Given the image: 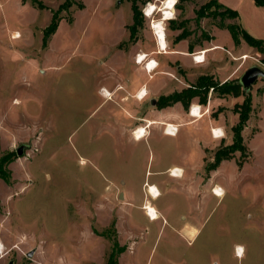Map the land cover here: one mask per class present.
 <instances>
[{"label":"rangeland","instance_id":"1","mask_svg":"<svg viewBox=\"0 0 264 264\" xmlns=\"http://www.w3.org/2000/svg\"><path fill=\"white\" fill-rule=\"evenodd\" d=\"M166 1L139 4L143 26L131 40L129 0H84L83 9L60 12L44 48V29L65 0H0V158L10 161L9 178L0 179V264H107L113 251L121 254L119 264H264V79L249 92L246 154L237 152L214 170L208 167L215 153L233 142L239 101L211 89L206 104L193 100L202 106L199 123L183 127L178 137L154 132L134 141L116 128V114L108 110L112 96L98 93L105 79L129 74L125 62L151 51L163 55L169 78L184 88L196 84L177 69L182 57H170L182 33L172 22H187L184 40L194 45L187 55L193 60L206 51L196 47L209 41L219 20L195 22V12L210 0H175L164 23V54L152 25L164 17ZM149 4L157 8L152 17L145 15ZM246 56L234 60L246 61L243 68H264L255 49ZM213 57L212 64H225ZM193 104L185 110L189 115ZM199 127L213 140L201 143L203 151ZM212 129L224 136L215 139ZM21 144L31 147L18 157ZM173 166L187 170L183 177L178 168L183 178L152 175ZM158 180L166 184L155 200L148 194L154 185L144 183ZM216 188L222 198L213 195ZM152 205L162 213L155 221L145 211ZM187 228L196 232L185 236Z\"/></svg>","mask_w":264,"mask_h":264},{"label":"crops","instance_id":"2","mask_svg":"<svg viewBox=\"0 0 264 264\" xmlns=\"http://www.w3.org/2000/svg\"><path fill=\"white\" fill-rule=\"evenodd\" d=\"M219 2L223 6L235 10L239 14L238 19L227 20V24L237 23L253 37L257 39H264V6H257L254 0H219ZM200 24L202 23L200 22ZM209 34L211 36L209 41L206 44L199 43V47H196L204 48V50L207 51L206 54L208 58H206L201 64L193 62V60L187 56L189 55L190 47L194 46L191 45L189 40H182L176 45V48L171 51L172 53L170 54V57H182L181 65H179L177 69L179 71H185L186 76L190 81H198L200 77L204 76H211L215 81H219L221 83L236 79L239 80L247 68H243L246 61L243 64H238L237 60L241 59L242 56L247 55L249 50L253 48L249 47L244 41H242L239 46H236L230 32L227 29L219 28L216 23L211 25V31ZM220 35L225 37L226 40L219 42L218 37ZM204 44L206 46H204ZM159 47L160 50L163 51L160 45ZM196 48L194 50H196ZM222 51L229 53L231 58L225 56ZM146 54L147 60H154L158 63V67L154 75H152L154 71L151 73L147 72L146 68L143 66L144 63L139 64L133 60H129V62H125V64H127L130 68L129 74L118 75L113 79H105L102 82L98 93L101 95V97H103L101 94V89H105L111 93L112 98L108 101H112L113 104L108 110L109 113L111 112L116 114V128L118 130L126 131L134 141L139 140H135L133 132L142 127H145L147 131V136L143 139H147L149 134L152 136L154 132L168 137H178L183 127L194 126L199 123L200 120H191L193 117L187 114L181 103H177L173 106L163 109H158L157 103L161 97H167L174 93L181 92L194 84H190L184 88L183 85L185 84L181 80L175 82L167 76V72L170 71V68L165 66L162 54L158 55L157 52L153 51ZM212 56L215 58L223 57L225 64H212ZM141 90H145L147 92V95L143 99H139L137 97ZM239 98L241 97L234 98L235 100L239 101L236 102L235 105L242 103L240 102ZM153 102H156L155 105ZM193 103L194 102H192V104ZM103 104H105V101L98 108H100ZM194 105L197 104L194 103L193 106ZM119 112H123L124 114H128L130 116L123 118L119 116ZM168 124L179 126V131L176 136H169L165 134V127ZM211 128H214L213 124ZM197 131L199 132V135L204 133L202 135L205 136V138L202 139L203 141L199 139L200 147L201 143H212L213 140L209 135L210 132H204L203 130L201 131L200 127ZM201 150L203 151L202 147ZM173 168L181 167H169L166 170H160L158 172L152 173V175L154 178L159 179V177L163 176L165 173H168L170 177L175 178L170 175V170ZM181 169L183 170L184 177V173H186L187 170H184L183 168ZM164 184H166L164 181L158 180L155 183L145 182L144 187L154 185L159 189V186H163ZM155 210L157 211L158 215H162V213H160L156 208ZM194 232H196V230L190 228L184 229L183 231V233L186 234L185 236L189 237H191Z\"/></svg>","mask_w":264,"mask_h":264},{"label":"trees","instance_id":"3","mask_svg":"<svg viewBox=\"0 0 264 264\" xmlns=\"http://www.w3.org/2000/svg\"><path fill=\"white\" fill-rule=\"evenodd\" d=\"M84 0H65L63 4H61L57 11L52 12V20L50 25L44 29L43 32V46L46 48L48 46V42L55 34L56 30L59 27V14L64 11L68 12L73 6H77L79 9H83ZM131 2V8L133 11V24L128 27L130 32V38L133 40L137 34L138 29L143 26V13L139 6V4L145 5L153 0H129ZM194 0H181V2H193ZM257 6H264V0H254ZM41 6H43L41 4ZM195 22L197 25H200L201 20L203 19H212L215 22L219 20L218 25L221 29H227L236 46H239L242 41H244L249 47L255 49L259 54L264 56V39H257L250 35L247 31H245L239 24L231 23L227 24V20H236L239 18V14L230 8L223 6L219 0H210L208 3L203 5L196 12ZM187 22H182L180 25H175L172 22L173 30H182V33L176 37V43L186 39L189 36V32H187L185 25ZM209 39V38H208ZM190 51H192V46L190 47ZM261 63L264 66V57L261 60ZM212 89L213 94L217 95L220 98L225 97H243L244 101L240 104H236L234 106V112L238 115L239 121L232 128L233 132V142L231 145L219 149L215 153L214 163L208 167V170H214L223 161H227L233 159L234 154L237 152H241L242 155L246 154L247 148L244 143L243 131L247 126V123L250 119V114L253 111V97L250 93H246L239 80L226 81L225 83H221L219 81H215L213 77H200L195 85L190 86L187 89H184L181 92L174 93L167 97H161L158 100L157 107L158 109H163L166 107L173 106L177 103H181L185 110H189L194 99L198 98L200 104H206L208 95L210 90ZM10 161L2 157L0 158V179H8V165ZM119 254L117 251L111 252L107 264H119Z\"/></svg>","mask_w":264,"mask_h":264},{"label":"bare ground","instance_id":"4","mask_svg":"<svg viewBox=\"0 0 264 264\" xmlns=\"http://www.w3.org/2000/svg\"><path fill=\"white\" fill-rule=\"evenodd\" d=\"M173 3H175V0H167L164 3V8L162 9L164 17L162 18V20H160L158 22H153V25H152V28L154 30V34H155L156 39L158 41V45L161 46V48L165 54H167V52H166L167 41H166V33H165L164 23L171 19V15H172V11H173V7H172ZM156 10H157L156 6L154 4H150L146 9L148 17H152L155 14ZM19 37H20V34L16 33L14 38L18 39ZM205 52H207V51H205ZM140 56H141L142 63H147V60H146L147 55L143 54ZM145 93H146V91L142 90L138 95L139 98L141 99ZM109 95L110 94L107 93L106 95H104V97H107ZM198 113H199L198 111H194V116L198 117L199 116ZM216 133H218L217 130H216ZM219 133H221V131H219ZM146 136H147L146 129L141 128L136 134V139L140 141L143 138H145ZM174 136H176V135H174ZM170 175L175 177V178H180V177H182V170L178 169V168H176V169L174 168L170 171ZM148 194L153 199H155L160 195V191L155 186H150V187H148ZM213 195H215V197H217V198H222L224 196V191L220 188H216L215 191H213ZM145 209H146L145 211H146L147 215L150 217V220L155 221L159 218L157 211L154 208H152L151 206L145 207ZM2 249H3V246L0 245V250H2ZM238 252H239V258H242L244 256V249L238 248Z\"/></svg>","mask_w":264,"mask_h":264},{"label":"built area","instance_id":"5","mask_svg":"<svg viewBox=\"0 0 264 264\" xmlns=\"http://www.w3.org/2000/svg\"><path fill=\"white\" fill-rule=\"evenodd\" d=\"M175 6H176V1H175V3H173V6H172L173 9L175 8ZM145 15L148 17L147 12H145ZM205 53H206L205 51H202L198 55L193 56V61L195 63H197V64L203 63L205 61V55H206ZM246 57H247L246 55L243 56V59L244 60L247 59ZM136 62L139 63V64H143L140 55H138V57L136 59ZM144 65H145V68H146V70H147L148 73H151V72L155 71L157 69V67H158V63L155 62V61H153V60L147 61V63H144ZM108 93L110 94L109 97L111 98V93L110 92H108ZM101 94L104 97V95L107 94L106 90L105 89H102L101 90ZM146 95H147V92L143 95V97L141 99H143ZM137 97L139 98L138 95H137ZM201 110H202V106H200V105H194V106H192L191 109H190V116L193 117L194 119H200L203 116ZM194 111H198L199 112L198 113L199 114L198 117H195L194 116ZM216 130L217 129H212V135H213V137L215 139H221L224 135L222 133H219L220 130H217L218 133H216ZM137 131L138 130H136L134 132V135L136 134ZM178 131H179V126L178 125L168 124L165 127V134H167L169 136L177 135Z\"/></svg>","mask_w":264,"mask_h":264},{"label":"water","instance_id":"6","mask_svg":"<svg viewBox=\"0 0 264 264\" xmlns=\"http://www.w3.org/2000/svg\"><path fill=\"white\" fill-rule=\"evenodd\" d=\"M260 79H264V68L260 66H253L247 69L244 74L239 79L243 90L246 93L251 92L252 86L256 84ZM156 102H153L155 105ZM31 147L30 144H21L17 149L16 153L18 157H23L27 150ZM34 254V251L28 254V257L31 258Z\"/></svg>","mask_w":264,"mask_h":264}]
</instances>
